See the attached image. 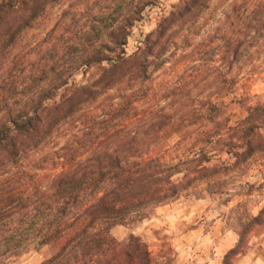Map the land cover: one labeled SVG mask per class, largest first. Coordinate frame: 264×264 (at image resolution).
I'll return each mask as SVG.
<instances>
[{"label": "trees", "instance_id": "1", "mask_svg": "<svg viewBox=\"0 0 264 264\" xmlns=\"http://www.w3.org/2000/svg\"><path fill=\"white\" fill-rule=\"evenodd\" d=\"M157 1L0 0V264L34 240L58 246L40 264H169L141 237L120 241L112 228L151 216L200 181L222 193L223 174L264 152L263 103L245 104L247 116L228 123L225 137L208 128L228 106L223 98L209 111L174 114L170 95L145 85L173 44L168 32L212 0H183L129 53L134 27ZM259 1L234 2L225 58L239 60L264 40ZM173 136L182 147L194 139L195 149L167 158ZM220 146L232 161L206 165ZM251 229L238 231L222 264H234Z\"/></svg>", "mask_w": 264, "mask_h": 264}, {"label": "rangeland", "instance_id": "2", "mask_svg": "<svg viewBox=\"0 0 264 264\" xmlns=\"http://www.w3.org/2000/svg\"><path fill=\"white\" fill-rule=\"evenodd\" d=\"M182 1L158 0L149 5L132 31L127 51L137 50L146 35ZM236 1L241 0H212L208 9L174 26L168 32L173 41L171 48L156 61L158 67L145 82L148 89L159 92L158 98L164 93L170 95L173 100L170 112L174 114L197 109L209 111L211 99L219 103L223 98L228 106L221 105L216 111L219 122L210 123L208 128L221 131L225 137L228 123L234 124L247 116L245 104H264V40L239 60H233L232 55L223 56L226 19ZM259 2L264 4V0ZM63 9L64 6L57 7L38 34L45 35ZM82 78L79 73L77 79ZM232 81L235 83L231 84ZM260 133L264 138V126ZM177 140V136L172 137L167 158L178 159L186 150L195 149L194 139L184 147L176 145ZM215 145L217 148L219 144ZM219 148L223 150L211 152L213 157L206 165L232 161L227 147ZM236 150L242 151L243 147ZM222 177L227 180L224 192L211 195L208 180L197 182L177 200L155 208L151 216L115 225L112 234L120 241L130 234L141 237L157 261L163 263L222 264L225 253L239 241L238 231L251 227L233 262L264 264V214L259 221H252L264 207V152L256 153ZM175 217L183 223L177 226ZM57 250L56 244L41 245L34 240L20 255L1 264H40ZM256 255L260 257L259 262L252 261Z\"/></svg>", "mask_w": 264, "mask_h": 264}, {"label": "crops", "instance_id": "3", "mask_svg": "<svg viewBox=\"0 0 264 264\" xmlns=\"http://www.w3.org/2000/svg\"><path fill=\"white\" fill-rule=\"evenodd\" d=\"M175 222H176V225L179 226L180 224L183 223V220H182V219H178L177 217H175ZM234 246H235V245H234ZM231 248H232V247H231ZM259 260H260V257H258V255H256V256L252 259V261H254V262H259ZM222 263H223V260H222Z\"/></svg>", "mask_w": 264, "mask_h": 264}]
</instances>
